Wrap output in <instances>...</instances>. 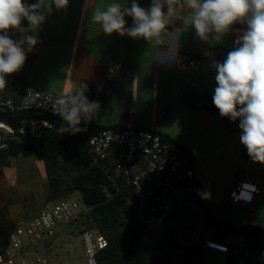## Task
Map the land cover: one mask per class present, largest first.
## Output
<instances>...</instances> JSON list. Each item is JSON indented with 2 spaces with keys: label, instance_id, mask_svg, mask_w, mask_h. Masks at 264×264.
Instances as JSON below:
<instances>
[{
  "label": "crops",
  "instance_id": "crops-1",
  "mask_svg": "<svg viewBox=\"0 0 264 264\" xmlns=\"http://www.w3.org/2000/svg\"><path fill=\"white\" fill-rule=\"evenodd\" d=\"M112 2L69 0L66 10L53 7L38 32L35 50L27 55L20 71L6 75L7 83L0 95L19 97L26 84L64 95L84 90L90 101L100 105L92 121L106 126L122 122L153 129L192 152L200 183L198 192L210 196L199 195L201 201L187 199V191L178 193L181 188H176V212L161 230L178 232L183 226V243L185 247L197 245L199 259L203 257L213 264L216 258L225 257V264H234L235 257L204 246V240H221L222 231L212 227L211 232L197 236L194 230L205 224L202 204L216 217L236 226L257 225L264 229V163L253 161L240 143L239 119L233 122L204 108L191 107L184 96L191 91L213 95L216 81L209 72V62L225 59L244 26L234 25L220 40L212 34L208 41H201L186 22L189 10L181 4L169 18L159 42L150 43L142 37L102 32L92 16ZM138 2L145 8L150 4V0ZM125 19L131 26V17ZM196 57L206 60L201 73L179 68ZM239 174L259 183L261 192L253 202L234 206L230 192ZM47 182L49 167L36 153L19 152L8 161L0 158V249L8 245L15 227L37 216L44 204L53 201ZM191 239L195 243H188ZM224 239L231 247L254 248L246 235L226 234ZM250 261L264 264L257 255L251 256Z\"/></svg>",
  "mask_w": 264,
  "mask_h": 264
},
{
  "label": "built area",
  "instance_id": "built-area-1",
  "mask_svg": "<svg viewBox=\"0 0 264 264\" xmlns=\"http://www.w3.org/2000/svg\"><path fill=\"white\" fill-rule=\"evenodd\" d=\"M205 63L204 57H196L182 63L179 68L201 73ZM209 63V72L215 78L216 70L212 61ZM57 95L64 94L31 84L24 85L18 100L0 95V113L22 115L18 125L0 119V155L8 154L14 144L30 138L38 129L54 127L50 118L57 115L52 113L49 101ZM26 102H30L27 108L24 106ZM181 147L153 129L135 126L108 127L91 135L88 141L92 166L105 172L110 182L101 185L106 199L110 200L125 190L137 222L154 231L160 230L176 212L173 193L178 187L175 184L189 164ZM184 189L186 198H193L191 190ZM260 192L259 183L246 180L239 174L230 192V203L234 206L251 203ZM92 210L93 206L86 203L80 193L73 198L47 202L37 216L14 228L8 245L0 249V264H49L47 253L40 252L36 245L42 242L47 250L58 233L57 227L64 229L77 221L84 227L81 240L86 264H98L97 253L107 247L108 239L88 226ZM49 243L51 245L46 247ZM204 246L235 257L234 264H252L250 258L253 254L245 245L231 247L220 239H207ZM259 257L264 260V250Z\"/></svg>",
  "mask_w": 264,
  "mask_h": 264
},
{
  "label": "clouds",
  "instance_id": "clouds-1",
  "mask_svg": "<svg viewBox=\"0 0 264 264\" xmlns=\"http://www.w3.org/2000/svg\"><path fill=\"white\" fill-rule=\"evenodd\" d=\"M68 4L69 0H0V89L7 83L6 75L20 71L27 55L35 50L38 32L53 7L66 10ZM181 4L189 10L186 22L201 41H208L212 34L220 40L234 25L244 26L234 40L236 47L223 62L212 61L216 70L212 103L221 117L233 122L239 119L240 143L253 161L264 163V0H150L147 8L138 0H114L103 10L97 9L92 21L106 35L115 32L158 43ZM125 17H131V26ZM49 105L65 122L59 133L71 135L85 131L82 121H92L100 107L84 90L57 95ZM24 106L29 107L30 102ZM198 194L210 196L207 192Z\"/></svg>",
  "mask_w": 264,
  "mask_h": 264
},
{
  "label": "trees",
  "instance_id": "trees-1",
  "mask_svg": "<svg viewBox=\"0 0 264 264\" xmlns=\"http://www.w3.org/2000/svg\"><path fill=\"white\" fill-rule=\"evenodd\" d=\"M21 94L19 97L13 99L18 100ZM5 98L10 97L5 96ZM126 116L127 113L124 115V118ZM50 119L54 123V127L38 129L30 138H24L22 142L14 144L9 153L0 155V158L8 161L19 152L32 151L36 153L46 161L49 167V195L51 200L57 202L66 199L70 193L78 189L82 192L85 202L93 206L92 215L95 212H102V217L100 219L102 222L100 227L102 232L99 230L98 232L106 236L108 244L107 247L98 251V264H115L117 263L115 259L118 257L119 259L123 258L124 263L127 264L126 260H128V258L123 253L126 251L125 244L128 239L126 242H121L117 238L114 239L111 233H107L109 221L117 215H122L121 221L119 222L122 223L123 227L129 230L130 237L138 243L137 247L141 249L142 253L143 251L150 253L149 249L156 247L157 244H161L162 246L167 245L174 253L178 252L179 254L178 258H171L169 260L170 262L167 264H203L198 258L199 247L197 245L182 248L176 233L173 234L170 231H166L162 234H157V231H154L146 224L138 223L133 208L127 202L129 195L125 190L120 194H116L113 189L112 191L116 195L110 200L106 199L101 185L110 182L105 172L100 170L97 166H92L93 158L88 152V141L91 135L103 129L108 127L121 129L128 127V125L118 122L106 126L94 121H90L87 124L82 121L80 126L86 130L71 135L69 133H59L58 129L65 123L60 117L57 116L56 118ZM155 132L160 134L163 138L177 143L168 135L157 131ZM181 148L182 152L188 157L189 164L180 174L175 187L190 189L193 198L201 201L198 194L200 183L196 172V157L186 148ZM63 160L66 161V163H80V165L87 170V173L83 176H75L72 174L75 170L74 167L72 164H68L67 170L60 174L58 171L61 170L60 166ZM63 174L65 177H63ZM88 178L94 179V184L91 188L85 186ZM202 207L204 223L214 227L218 232L222 231L223 236H220L222 241L225 242L224 236L226 234H232L233 236L246 235L248 238L247 242L251 240L254 248L252 247L253 250L245 248L253 255L260 256L261 252L264 250V229L257 225L236 226L228 220L216 217L204 204H202ZM103 210H106V213H104ZM174 214H172L170 218ZM137 260L138 264H143L140 258Z\"/></svg>",
  "mask_w": 264,
  "mask_h": 264
},
{
  "label": "rangeland",
  "instance_id": "rangeland-1",
  "mask_svg": "<svg viewBox=\"0 0 264 264\" xmlns=\"http://www.w3.org/2000/svg\"><path fill=\"white\" fill-rule=\"evenodd\" d=\"M28 154H33L31 152H28ZM68 164H72L74 167V171L72 172L73 175L75 176H83L87 173V170H85L80 163H66V161H62V164L60 166L61 170L60 174L63 173V171L67 170ZM63 177L64 174H63ZM72 182V181H70ZM207 182H204L206 184ZM49 186V183H46V188ZM49 190V189H48ZM186 191L184 188L178 189V193ZM78 193L82 194L80 190H75L74 192L70 193L66 197V199L76 197ZM83 195V194H82ZM47 201V198H46ZM54 201V200H53ZM104 213H106V210H103ZM104 215V214H103ZM109 215V214H108ZM101 217H102V212H95L92 215L91 220L88 221V226L91 228H94L96 231H101ZM122 215H117L116 217L114 216L113 219L109 221V229L107 230V233H111L113 235V238H117L121 242H126L127 239L128 241L125 244V254L128 258L126 260L127 264H138V258L143 262V264H167L170 262L169 260L171 258H178V252L174 253L173 250H171L167 245L162 246L161 244H157L156 247H152V249H149L150 253H147L146 251L141 252V249H139L137 246L138 243H136L133 238L130 237L129 230L123 227L121 221ZM77 222H74L67 226L64 229H60V227H57L58 233L56 236L53 237L52 239V246L48 248L47 250L44 248V244L42 242L38 243L36 245L37 249L40 252L47 253V257L49 259V264H86V257L83 249V244L81 240V233L82 227L81 225L79 226ZM111 225V226H110ZM183 226H180L179 231L172 229L170 230L171 233L175 234L177 236V239L179 240L182 248H187L185 247L186 243H183L184 241V234L181 233L183 231ZM212 231V226L206 225V224H201L200 226H197L195 228L194 233L198 235H204L206 232H211ZM166 232L163 230H158L157 234H162ZM188 243L193 244L195 243L193 239L189 240ZM201 261L204 264H208L206 260L203 257H200ZM115 261L118 264H125L123 258H116ZM227 261L225 260V257H218L214 260L213 264H225ZM115 263V264H117Z\"/></svg>",
  "mask_w": 264,
  "mask_h": 264
},
{
  "label": "water",
  "instance_id": "water-1",
  "mask_svg": "<svg viewBox=\"0 0 264 264\" xmlns=\"http://www.w3.org/2000/svg\"><path fill=\"white\" fill-rule=\"evenodd\" d=\"M184 99L188 103V105L191 107L204 108L214 113L215 115L220 116L219 110L212 103V96H210L208 93L200 94V93H197L196 91H191L185 94ZM0 119L6 120L13 125H18L22 120V115H13L10 113H0ZM93 184H94V179L88 178L85 183V186L87 188H91ZM50 245L51 243L47 244L46 247H49Z\"/></svg>",
  "mask_w": 264,
  "mask_h": 264
}]
</instances>
